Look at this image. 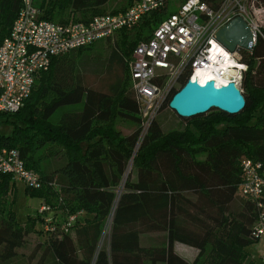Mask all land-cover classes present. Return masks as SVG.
<instances>
[{"label":"trees","instance_id":"obj_1","mask_svg":"<svg viewBox=\"0 0 264 264\" xmlns=\"http://www.w3.org/2000/svg\"><path fill=\"white\" fill-rule=\"evenodd\" d=\"M109 1L35 4L41 18L68 23L123 11L134 2L108 9ZM203 1L211 7L221 2ZM170 4L173 1L131 29L53 58L37 75L24 105L0 113V126L12 125L10 134L0 133V146L16 148L25 166L39 173L42 187L26 186V191L50 206L55 226L43 232L33 219L21 223L11 208L5 212L13 184L11 175L0 173V264H13L32 235L38 239L26 264L35 259L34 264H253L244 247L255 242L252 229L260 208L237 187L243 157L260 161L264 168V41L240 49L247 65L240 85L246 100L241 112L211 109L182 118L191 121L189 125L167 130L156 118L135 150L140 117L125 59L174 11ZM20 5L21 0H0V41ZM100 40L101 51L84 53ZM184 81L182 77L181 84ZM176 91L163 109L169 108ZM118 119L133 122L135 129L123 134L116 127ZM261 200L264 206V192ZM79 212L81 218L64 231L68 217ZM111 212L107 241L100 244ZM38 216L43 224V216ZM150 234L156 236L144 242ZM177 242L197 249L191 261L175 251Z\"/></svg>","mask_w":264,"mask_h":264},{"label":"built area","instance_id":"obj_2","mask_svg":"<svg viewBox=\"0 0 264 264\" xmlns=\"http://www.w3.org/2000/svg\"><path fill=\"white\" fill-rule=\"evenodd\" d=\"M169 1L134 0L123 11L94 15L87 22L57 23L41 18L35 0H21L8 35L0 41V113H13L24 105L37 75L49 68L53 58L99 39L113 37L121 29H131L144 16L162 9ZM237 16L250 27L253 45L258 39L264 41V4L259 0H221L217 7H211L203 0H183L134 46L125 60L140 117L135 150L170 93L184 84H181L182 77L203 84L205 81L201 82L199 74L205 72L211 75L207 80H224L222 84L233 81L240 88L247 68L241 59L242 48L230 51L215 38L218 29ZM131 163L132 159L124 179ZM0 173L9 174L13 180L30 188L37 189L42 185L39 173L25 166L16 148L0 146ZM240 179L238 193L256 202L260 208L252 236L261 245L260 258L264 262L262 163L243 157ZM51 186L56 188L53 182ZM121 188L122 185L119 190ZM38 212L43 216L44 231H53L50 206L42 203ZM82 213L70 215L63 230L67 231ZM112 214L104 227L108 234ZM102 242L101 236L100 244Z\"/></svg>","mask_w":264,"mask_h":264},{"label":"water","instance_id":"obj_3","mask_svg":"<svg viewBox=\"0 0 264 264\" xmlns=\"http://www.w3.org/2000/svg\"><path fill=\"white\" fill-rule=\"evenodd\" d=\"M215 38L230 51H235L237 47L250 50L254 46L250 27L238 16L221 26ZM245 105V97L233 81L217 85L214 80L201 84L196 79H186L168 102L169 109L185 119L211 109L233 115L241 112Z\"/></svg>","mask_w":264,"mask_h":264},{"label":"rangeland","instance_id":"obj_4","mask_svg":"<svg viewBox=\"0 0 264 264\" xmlns=\"http://www.w3.org/2000/svg\"><path fill=\"white\" fill-rule=\"evenodd\" d=\"M127 0H110L107 4V8L111 9L113 7L117 8L122 6ZM173 1V5L170 4L169 10H175L179 4V0H171ZM261 3H263L261 1ZM104 43V40H100L97 43L94 44V46H91V49H85L84 53L85 54H90L93 56L96 54L95 52L101 51V46ZM89 46V45H88ZM72 106H66L64 107L65 109H70ZM209 112V111H208ZM207 113V112H206ZM205 114V113H204ZM56 114L55 116H57ZM54 116V120L55 117ZM157 119L160 120V124L163 129L167 130L169 128L173 127H179L181 124L184 126L191 124V121L183 120L182 118L178 117L171 109L165 108L161 111ZM134 123L131 121H126L122 119L116 120V127L121 130L123 134H128L131 133L135 127ZM12 131V125H7V126H0V133L1 134H10ZM10 184H13V187L10 188L9 193H7L6 197V211L8 208H11L15 212L16 219L18 222H25L27 219H33L36 224L37 229H43L44 232V225L36 218V216L41 214L38 212L39 207L41 206L42 202L44 199L36 194H30L26 191V186L21 182V181H15V180H10ZM12 186V185H11ZM42 187V185H41ZM40 187V188H41ZM53 187V186H52ZM239 195V194H238ZM240 196V195H239ZM241 197V196H240ZM13 200L12 203L10 201ZM3 217L2 214H0V223H1V218ZM39 217V216H38ZM42 217V216H41ZM46 233L43 235L45 236ZM107 236L108 233H106V229L103 231L102 235V241L105 243L107 241ZM156 236V235H155ZM150 235H145L143 237L144 242H149L151 237H155ZM38 239V236L32 235L29 237V240L25 242V244L19 249V255L17 258L12 260L13 264H26L27 263V258L29 259V256L31 255V247L33 245V242ZM245 250L248 252L249 257L252 259L253 264H264V262L260 258V248L261 245L259 244L258 241H255L249 245H246ZM36 259L34 260V263H36ZM30 264H34L33 262H29Z\"/></svg>","mask_w":264,"mask_h":264},{"label":"crops","instance_id":"obj_5","mask_svg":"<svg viewBox=\"0 0 264 264\" xmlns=\"http://www.w3.org/2000/svg\"><path fill=\"white\" fill-rule=\"evenodd\" d=\"M79 218H81V217H79ZM174 249L179 255H181L183 258H185L188 261H191L197 253L196 248L188 246V245L180 243V242L175 243Z\"/></svg>","mask_w":264,"mask_h":264},{"label":"bare ground","instance_id":"obj_6","mask_svg":"<svg viewBox=\"0 0 264 264\" xmlns=\"http://www.w3.org/2000/svg\"><path fill=\"white\" fill-rule=\"evenodd\" d=\"M209 76H211L210 74H206L205 72H201L200 74H199V77H200V80H201V82H204V81H206L207 79H209L208 77ZM197 78V77H196ZM212 79H214V78H212ZM214 81H215V79H214ZM224 82V80H218L216 83H217V85H218V83L220 84H222Z\"/></svg>","mask_w":264,"mask_h":264}]
</instances>
